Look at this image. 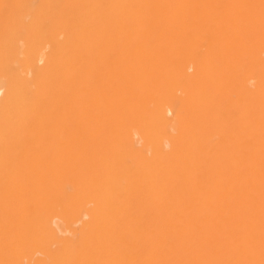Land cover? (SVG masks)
Segmentation results:
<instances>
[{"label": "bare ground", "instance_id": "1", "mask_svg": "<svg viewBox=\"0 0 264 264\" xmlns=\"http://www.w3.org/2000/svg\"><path fill=\"white\" fill-rule=\"evenodd\" d=\"M0 264H264V0H0Z\"/></svg>", "mask_w": 264, "mask_h": 264}]
</instances>
